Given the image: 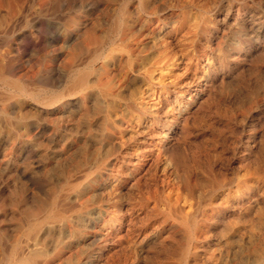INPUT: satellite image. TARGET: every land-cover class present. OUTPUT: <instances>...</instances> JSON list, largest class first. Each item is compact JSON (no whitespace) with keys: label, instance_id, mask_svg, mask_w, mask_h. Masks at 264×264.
Returning <instances> with one entry per match:
<instances>
[{"label":"rangeland","instance_id":"rangeland-1","mask_svg":"<svg viewBox=\"0 0 264 264\" xmlns=\"http://www.w3.org/2000/svg\"><path fill=\"white\" fill-rule=\"evenodd\" d=\"M12 1L11 0H0V18H1V15H4L6 8H8V7L16 8L23 2L20 5L22 7L21 8L22 15H21V17H19L18 21L16 22L17 27L15 24L12 27H10L9 31L7 30L4 34L0 35V43H2V44H0V68H2V69H0V76L3 78L2 81L6 80V79L16 78V76H18V77L22 78V81L24 83H26L29 88L31 87L30 89H32L35 93H39L38 98H47V97L55 95V94H61L63 96L60 97L57 101H55L53 103L54 106L52 104L48 105V108H46L47 106H44L43 104L36 102L33 99H30V98L28 99V97L13 98L11 100V103L13 104V106L15 108L16 107L18 108L20 106L19 108H21V111L24 108V110L22 112H19L22 115V118L20 120H12L13 122L18 121V123L20 121L16 130H18V131L20 130V133L23 134L22 136L24 138H23V140H9L8 136H6L4 134L0 135V156L2 157V158H0L1 159L0 160V264H17V261H15L16 255L12 253L13 246L15 244H17L18 247L20 248V247H23V245H24L23 248H26L27 244H30L31 242L34 241L33 239H36V244L39 245L40 247L35 246L36 245L35 244V245H32V247L29 249L30 252L27 251L26 249H24V252H25V255L27 256L26 258L31 260V261L34 260L33 262L35 264H38V263L43 264L45 261L46 262L44 264H50L51 262H52L51 264H59L61 261V256H62V261L64 260L63 263L61 261V264H76V263L81 264L80 262H76L74 260L73 255H77V254L81 255L83 253V251L85 249V244L83 245L80 243L85 242L84 237H85V232H86L87 221L89 220V215L93 216L97 212H100V216L97 215V218L93 216V219H95L96 228L98 226V228L96 230L97 231L96 236L101 237V239L103 240V238H102L103 234L102 233H105L106 231H108V234L110 233V235H111V236L107 237V241L104 244V247H105L104 253L108 257L110 256L113 260L117 259L119 256H122L123 259L125 260V262L127 264L128 263L130 264L129 260L131 261V251L134 248L131 241L132 240L137 241L139 238L140 239L142 238L141 237L142 235L146 234V238L144 237L145 239H144L143 247L144 248L147 247L146 246L147 240L149 241L148 237L153 236V234L157 231L156 228L155 229L153 228L154 223L157 219L162 218L163 215H161V214L165 210L166 203L168 200H171L174 198L175 195L173 192L176 191V189H179V191L181 193H185L188 190H192L191 188H194L195 191L192 192L191 195L189 193L188 202L191 203V205L195 204L196 206L197 205L202 206L209 199V197H210L209 195L212 194L211 192L213 191V189H215L214 188L215 187V184H214L215 178H216V180L230 181L231 184L229 187H230V189L233 190L235 185H236V181L239 178H241L243 176H248V175L254 173L255 171L260 172L263 170V168H264V160H263L264 155L262 153H264V139H263L264 138V104H263L264 103V101H263L264 100V96H263L264 95V93H263V91H264V70H263L264 69V55H263L264 54V50H263L264 49V32H263L264 31V22H263V20H264V16H263V14H264V0H262V1L261 0H257V1L256 0L255 1L254 0H225V1L224 0H200L201 1V2L199 1L200 3L198 2V0H195V2H194V0L193 1L192 0H171V1L170 0H153V1L152 0H123V1L122 0H114V1L113 0H110V1L109 0H46V1L45 0H29V1L28 0H23V1L17 0L18 2L16 0H12ZM20 1H21V3H20ZM142 1L144 3H142ZM10 2H12V3H10ZM189 2L191 5L189 4ZM24 3H26L25 8L23 7ZM153 3H155V4H153ZM205 3L207 4V6H205L206 5ZM13 4H14V6H13ZM145 4H147V5H145ZM163 4H165V5H163ZM99 5L102 7H99ZM104 5H105V7H103ZM240 5H241V7H239ZM33 6H35V7L33 8ZM107 6H108V8H107ZM148 6H149V8H148ZM151 6H153V7H151ZM195 6H197V8ZM198 6H200V7H198ZM97 7H99V8L97 9ZM146 7L148 10L146 9ZM232 7H233L234 11L232 10ZM155 8L157 9V12H156ZM202 8H204V9L202 10ZM30 9L31 10L35 9V10H34V12H32ZM94 9H97V10L95 11ZM255 9L258 11L256 12ZM165 10H167V11H165ZM204 10H206V11H204ZM106 11H108V12H106ZM132 14H133V16H132ZM199 14H201V15H199ZM233 15H235V16H233ZM209 16H212V17L209 18ZM21 18H22L23 22L21 21ZM92 19H95L97 22L95 20H92ZM163 19H164V21H163ZM220 19H224V20H220ZM252 19L256 23H253ZM256 19H258V20H256ZM88 22H90V23H88ZM64 23H66V24H64ZM164 23H166V24H164ZM247 23H248V25H247ZM188 24H189V26H188ZM255 24H257V26ZM33 25L35 26V28ZM61 25H63V26H61ZM139 26H141V27L139 28ZM231 26L233 28H231ZM32 27H33V30H32ZM97 27H99V28H97ZM235 27L239 28V30ZM253 27H254V30H253ZM14 28H16V29H14ZM18 28H19V31H17ZM124 28L127 31L129 30L130 36H131L130 38H133V40H131L130 38H128L125 35V33L127 31ZM190 28H192V29H190ZM144 29H146V30H144ZM222 29L224 32L222 31ZM231 29H232V31H231ZM240 29H241V31H240ZM244 29H245V31H244ZM132 30H133V33H131ZM90 31L92 34L90 33ZM134 31H135L136 35H135ZM121 32L124 34H119ZM129 32H127V33H129ZM142 32L143 33L145 32V33L143 34ZM199 33H201V34H199ZM228 33L231 34V36L228 35ZM156 34H157V36H156ZM160 34L162 35V38H161ZM192 34H194V35H192ZM36 35H38V36H36ZM93 35H95L96 37ZM188 35H189V37H188ZM235 35H236V38H235ZM97 36H98V38H97ZM142 36L145 38H143ZM14 37H16V38H14ZM20 37H21V39H20ZM23 37H25V38H23ZM58 37H60V38H58ZM186 37H187V39H185ZM237 37H238V39H237ZM40 38H41V40H40ZM117 38H119V39H117ZM179 38H181V39H179ZM189 39H192V40H189ZM206 39H208L209 41ZM213 39H215L214 42H213ZM218 39L220 41H218ZM162 40H164V42ZM188 40H189V42H187ZM226 40L229 43L226 42V45H225ZM128 41L130 44L128 43ZM29 42H30V44H29ZM70 42H71V44H70ZM78 42H79L80 46L76 45V47H75V45L73 43L78 44ZM136 42H138V43H136ZM144 42H146V43L144 44ZM167 42H168V46H167ZM193 42H195V43H193ZM163 43H164V45H163ZM172 43H173V45H171ZM16 44H17V46H16ZM212 44H213V46H212ZM68 45H70V46H68ZM157 45L162 46V47H158ZM83 47L85 48V50ZM93 47H94V49H93ZM223 47H224V49H222ZM66 48H67V50H66ZM96 48H98V49H96ZM172 48L175 49L176 52H175V50H172ZM214 48L217 49L216 50L217 52H215V50L213 51ZM10 49H11V51H10ZM156 49H157V51H156ZM1 50L4 51V53ZM75 50H76V52H75ZM130 51H131V53H130ZM207 51H208V53H207ZM77 52H79V53H77ZM139 52H141V53H139ZM150 52L153 54V57L151 56L152 54ZM253 52H254V54H253ZM175 53H176V55L177 54L178 55L176 56ZM184 53H185V56H184ZM203 53H204V55H203ZM224 53L226 56L224 55ZM96 54H97V57L95 56ZM172 54L175 56V58H172V56H173ZM137 55H139V56H137ZM198 55L200 56V59L198 58L199 57ZM94 56H95V60H93ZM258 56H261V57H259L260 59L257 58ZM71 57H72V59H71ZM214 57L216 60L214 59ZM254 57H256V58H254ZM140 58L143 60V62H142V60L140 61ZM154 58H156V60ZM170 58H171V60H169ZM177 58L179 59V62H178ZM236 58H238V59H236ZM255 59H257L256 63H254ZM98 60H99V62H98ZM129 60L131 61V67L129 65ZM247 60H250V61L247 62ZM164 61H167V62L164 63ZM64 62L65 63L68 62V63L65 64ZM121 62H123V64H121ZM149 62H151V63H149ZM9 63H11V64H9ZM250 63H252V64H250ZM261 63H262V65H260ZM152 64H155V65L158 64L160 66L156 65V67H155V65L153 66ZM207 64H208V66H207ZM253 64H254V66L252 67ZM124 65H125V67H124ZM165 65H166V67H165ZM175 65H178V66L176 67ZM203 65H204V67H203ZM255 65L258 66V68ZM171 66L172 67L174 66V67L169 69V67H171ZM86 67L90 68V74H89V78H88L89 79L88 83L89 82L90 83L88 84V86L85 89L80 90L78 92H75V91L74 92H67V91H65V89H67V87L71 84V81H72L70 78L71 73L73 72L75 74L77 71L81 70V68L83 69ZM126 67L128 68L127 70H126ZM132 67H133V69H132ZM163 67L166 69H163ZM167 67H168V69H167ZM206 67H207V69H206ZM243 67L246 70H243ZM249 67H251V68H249ZM159 68H161L162 71H160ZM204 68H205V70H204ZM140 69H142V70H140ZM97 70H99L100 72L98 73ZM92 71H94V72H92ZM104 71H106V72H104ZM146 71L149 72V74ZM183 71H185L186 73ZM253 71L256 73V76H255V73ZM107 72H108V74H107ZM203 72H205V73L201 74ZM240 72L241 73L243 72V73L240 74ZM94 73H96V74L94 75ZM125 73H126V75H125ZM235 73H237V74H235ZM186 74H188V75H186ZM113 75H114V77H113ZM162 75H165V76H162ZM236 75H238V76H236ZM244 75H246V77ZM31 76H33V77H31ZM119 76H121V77H119ZM188 77H189V79H188ZM110 78H112V79H110ZM196 78H198V80ZM212 78H213V80H212ZM248 78L249 79L252 78L253 80L251 79L252 81L250 80L251 81L250 82L248 80ZM141 79H142V81H141ZM194 79H195V81H194ZM246 79L249 83L246 81ZM219 80H220V82H219ZM97 83H98V85H97ZM175 83H181V84H175ZM240 83L242 86L240 85ZM149 85H150V87L151 86H153V87L150 88ZM161 85L163 88L161 87ZM130 86H131V88H130ZM136 86H138V89L136 88ZM245 86H248L249 89L246 88ZM234 88H236V90ZM43 89H45V90H43ZM135 90L138 91L137 92L138 94L135 93L136 92ZM139 90L141 93L139 92ZM150 90L153 91L154 95L148 97V93ZM202 90H204V91H202ZM233 90H235V91H233ZM3 91H6V87L3 85V82H0V93H2ZM190 92H192V93H190ZM68 93H70V94H68ZM133 93L137 94L138 96L134 95ZM146 93H147V96H146ZM174 93H176V94H174ZM188 93H189V96H187ZM246 94H247V96H246ZM82 95H83V97H82ZM129 95H130L131 99H130ZM99 96H100V98H99ZM206 96H208V100L210 99L209 101L207 100ZM220 96H221V98H220ZM247 97H248V99H247ZM74 98H75V100H74ZM203 98H205V99H203ZM217 98L219 100H217ZM15 99H17V100H15ZM18 100H20L21 102ZM151 100H153V101H151ZM192 100H193V102H191ZM202 100H206L207 102L206 101L202 102ZM220 100H221V102H220ZM234 100L236 103L234 102ZM34 101H35V103H34ZM166 101L168 104L166 103ZM22 102H23V105L21 104ZM153 102L156 103V106L154 108H149V105ZM77 103H78V105H77ZM170 103H172V104H170ZM189 103H191V105ZM208 103H210L211 107L209 106ZM250 103L252 104L251 106L249 105ZM141 104H143V105H141ZM187 104H189V105H187ZM213 104L215 107H213ZM25 105H26V107H25ZM61 105H63V106H61ZM166 105H168V106H166ZM208 106H209V108H207ZM29 107L32 109H30ZM38 107H39V109H38ZM185 107H186L187 111H186ZM254 107H255V109H254ZM135 108L137 109L138 112L135 111L136 110ZM138 108L142 109V110L145 109V110H143V113L141 114V113H139ZM250 108H252V109H250ZM26 109H27V111H25ZM218 109H219V111H218ZM114 110H115V112H113ZM146 110H148V111H146ZM155 110L157 112L156 114H155ZM24 111L26 112V115L24 114ZM110 111H111V113H110ZM170 111H172V112L170 113ZM190 111H191V114H190ZM61 112L62 113L64 112V113L62 114ZM119 112L121 114H119ZM135 112H137V113H135ZM19 113H15L16 118L19 115ZM112 113H114V115ZM196 113H197V115L195 117L194 115ZM69 114H71V115H69ZM115 114H117V115H115ZM174 114H177V115H174ZM186 114L190 115V116L188 115L189 118L187 117ZM206 114H208V115H206ZM13 115L14 114H11V113H0V120L2 119V117H12ZM138 115H139L140 119L138 118ZM160 115H162V116H160ZM24 116H26V117H24ZM37 117L40 119H37ZM150 117H151V119H150ZM194 117H195V120H194ZM198 117L200 119H197ZM46 118H47V120H46ZM183 118H184V120H183ZM186 118H188V119H186ZM191 118H192V121H191ZM163 119L165 121H163ZM48 120H50V122ZM181 120H183V121H181ZM185 120L188 124L186 122L184 123ZM250 120H251V122H250ZM148 121H151V122H148ZM190 121L192 124L190 123ZM212 123L214 124V126ZM107 124H108V126H107ZM200 124L202 126H200ZM37 125H38V127H37ZM188 125L191 127H189ZM203 125H204L205 129L203 128ZM45 126H47V127H45ZM117 126H119L118 127L119 129L117 128ZM141 126H142V128H141ZM208 126H209V128H208ZM250 127H251V129H250ZM255 127H256V129H255ZM21 129H23L24 131ZM145 129H147V130H145ZM248 129H250V130H248ZM259 129L261 130V132ZM86 130H87V132H86ZM133 130H135V132ZM201 131H203V133H201ZM225 131H226V133H225ZM151 132H152V134H151ZM211 132H213V133H211ZM25 133H27V134H25ZM126 134H127V136H126ZM130 134H132V135L130 136ZM133 134H135V136ZM215 134H216V137H215ZM257 134L259 137L257 136ZM121 136L122 137L125 136V137H123V140H122ZM154 136H155V138H154ZM210 136L212 137V140H210L211 139ZM26 138H28V139H26ZM106 138H108V139H106ZM245 138H246V140H245ZM99 139H100V142H99ZM116 139H118V140H116ZM119 139H120V141H119ZM136 141H138V142H136ZM27 142H29V143H27ZM11 143H13V144H11ZM143 143H144V145H142ZM173 143H175L176 145ZM234 144H235V146L236 145L237 146L234 147ZM245 144H246V146H245ZM258 144H259V146H258ZM261 144L263 145V148L261 147ZM128 145H130V146H128ZM204 145H205V147H203ZM214 145H216V146H214ZM141 146H143V147H141ZM153 146H156V147L153 148ZM174 146H175V148H174ZM155 148H156V150H155ZM226 148H227V150H226ZM232 148H233V150H232ZM11 149H12V151H11ZM121 150L123 153L121 152ZM199 150H200V152H199ZM206 150H207V152H206ZM222 150H223V152H222ZM146 151L148 154L146 153ZM196 151H197V154L199 152V155L201 157L202 156L203 157L201 158L199 155L197 156ZM250 151H252V153ZM208 152H210V153H208ZM6 154L8 156H6ZM169 154L171 156L173 155L172 156L173 158L169 157L170 156ZM193 154L196 156H192ZM224 154L227 156H225ZM221 155H224V156H221ZM245 155H246V157H245ZM252 155H253V157H252ZM216 156H217V158H216ZM241 156H243V157H241ZM3 157L5 159H3ZM116 157H118V158H116ZM123 157L124 158L126 157V158L124 159ZM195 157H196V159H195ZM213 157H214V159H213ZM190 158H192L193 160L192 159L190 160ZM117 159H118V161L119 160H121V161L118 162ZM160 159H161V161H160ZM255 159L258 161L256 162ZM166 160H169V161H166ZM224 160L226 162H224ZM211 161L212 162L214 161L213 165H212ZM196 162H197V164H195ZM148 163H149V165H148ZM156 163H157V165H156ZM135 164L138 166H136ZM186 164L188 166H186ZM226 164H228L229 167ZM133 165H134V167H133ZM90 166H92L93 168ZM139 166H141V167H139ZM226 166L228 169L226 168ZM232 166H234V167H232ZM250 166L252 167V169ZM113 167H115V168H113ZM125 167H126V169H125ZM148 167L150 168V171H149ZM86 168H88V169H86ZM146 168H148L147 171H146ZM176 168H177V171H176ZM197 168H199V169H197ZM254 168H255V170H253ZM144 169H145V173H143ZM170 169H171V171H170ZM182 170H184V171H182ZM202 171L204 174L202 173ZM147 172H149V176H148ZM182 172L184 175L182 174ZM191 172H193V174ZM221 172L223 173V175ZM169 173H170V175H169ZM185 173H186V175H185ZM213 173H215V176H213L214 175ZM4 174H5V176H3ZM100 174H101V176H100ZM219 174L221 176H219ZM81 175H82V177H80ZM111 176H112V178H111ZM147 176L150 177L149 178V181L151 180L150 182H148ZM159 176H161V177H159ZM126 178H128V180ZM138 178H140V179L143 178V180L139 179V181H138L137 180ZM167 178L168 179L170 178V179L168 180ZM76 179H78V180H76ZM105 179H106V181H105ZM161 179L163 180L162 183L160 182ZM124 180H126V182ZM191 180L193 181L194 186H193V183L191 182ZM201 180L203 182H201ZM199 181H200V183H198ZM84 182H86V183H84ZM174 182H176V183H174ZM177 182H178V184H177ZM144 183H145V187H144ZM149 183H151V184L153 183L152 184L153 186ZM172 183H174L176 188L173 186ZM201 183L203 184V185H201V187L203 189L199 186V184H201ZM211 183H213V184L211 185ZM112 184L113 185L115 184L114 187H112L113 186ZM160 184H161V186H160ZM206 184H207V186H206ZM107 186H109V187H107ZM146 186H148V187H146ZM83 187H84V190H83L84 193L81 192ZM126 187L127 188L129 187V189H127ZM140 187H141V189H140ZM150 187H152V188H150ZM198 187L201 188L202 190H200ZM164 188H165V190H164ZM169 188H170V190H168ZM171 188H174V190L173 189L171 190ZM116 189H118V190H116ZM130 189L133 192L130 191ZM151 189L154 191L155 194H153ZM204 189L205 190L207 189V190L205 191ZM208 190H209V192H208ZM147 191H149V192L147 193ZM158 191H159V193H158ZM199 191H202V192H199ZM79 192H81V193H79ZM156 192L158 194H156ZM196 192H197V195L201 193L202 196L198 195V197H197ZM104 193H106L107 195ZM127 194H129V196ZM147 194H148L149 198L147 197ZM170 194H171V196H170ZM76 195L78 196L77 198H75ZM80 195H81V197H80ZM199 196L201 197L200 199H199ZM72 197H73V199H72ZM102 197H103V199H102ZM125 197L128 199H125ZM191 197H192V200H191ZM80 198H81V200H80ZM84 198H86V199H84ZM71 199H72V201H70ZM125 200H126V202H125ZM195 200H197V202ZM133 201H137V202H133ZM152 202L154 205L152 204ZM111 204H113L112 205L113 207H111ZM36 205H38L37 206L38 208H35ZM131 205H133V208ZM195 205H193V206L196 207ZM96 206H97V208H96ZM147 206H149V207H147ZM34 208H35V210H34ZM66 208H68V209H66ZM103 209L105 212L103 211ZM155 209H156V211H155ZM32 210L36 212V215L38 217H36V215H34L35 212H33L34 214L32 213ZM58 211L62 214V217L61 216L60 217H52V214L54 212H58ZM86 212H88V214ZM48 214H50V215H48ZM144 214H146L148 216L145 217L146 215L143 216ZM77 215L79 218L77 217ZM121 216H123V217H121ZM120 217H121V219H120ZM140 217H142V218H140ZM149 217H151L150 220L148 219ZM146 218H147V220H145ZM114 219L118 220V221L113 223ZM137 219H139L138 223H137ZM64 221H67L68 223L67 222L65 223ZM74 222H76V223H74ZM140 222H143V224H141ZM56 224H58V225H56ZM113 224H114V226H113ZM131 224H132V226H130ZM133 224L135 227L133 226ZM54 225H56V226H54ZM142 225H144V226H142ZM20 226H21V228H20ZM78 226H80V227H78ZM136 226H138V227H136ZM44 227H46V228H44ZM40 228H41V230H40ZM139 228H141V230ZM57 229H59V231L62 230L61 231L62 233L59 232ZM39 230L43 231V232L40 233ZM56 230L59 233H57ZM149 230H151V231L147 232ZM209 231H211V233L209 232V234L212 235L213 231L211 229ZM71 232H72V234H71ZM98 232H99V235H98ZM115 232L119 233V234H123L124 239H122L121 243H120V244H122V248L115 247L113 249V247H112L116 243V239H114V235L116 234ZM18 233H19V235H18ZM125 233L127 234V236ZM40 234H41V236H40ZM61 234L64 236H61ZM78 234H80V235H78ZM58 235H60V236H58ZM53 237H54V240H53ZM72 237L74 238V240ZM14 238L16 241L14 240ZM37 238H38V240H37ZM40 238H42V239H40ZM112 238H113V240H112ZM24 241H26L25 242L26 244L24 243ZM37 241H38V243H37ZM128 242H130L129 246H128ZM77 245H79V246H77ZM81 245H82V247H81ZM123 245H124V247H123ZM125 247H127V248H125ZM128 248L130 249L129 252H128ZM31 250L32 251L35 250V253H34V251L32 252ZM56 250H57V252H56ZM74 250L76 253L74 252ZM112 250H113V252L111 253ZM123 250L125 252H123ZM115 252H117L116 254L118 255L116 257H115ZM47 254H48V256H47ZM66 254H68L69 256ZM124 255L126 257H124ZM13 257H14V259H13ZM41 260H42V262H41ZM65 260L67 261V263ZM8 262H10V263H8Z\"/></svg>","mask_w":264,"mask_h":264},{"label":"bare ground","instance_id":"bare-ground-1","mask_svg":"<svg viewBox=\"0 0 264 264\" xmlns=\"http://www.w3.org/2000/svg\"><path fill=\"white\" fill-rule=\"evenodd\" d=\"M12 1V0H11ZM17 1V0H16ZM23 1V0H22ZM29 1V0H28ZM46 1V0H45ZM110 1V0H109ZM114 1V0H113ZM123 1V0H122ZM153 1V0H152ZM171 1V0H170ZM193 1V0H192ZM200 0H198V2H199ZM225 1V0H224ZM255 1V0H254ZM257 1V0H256ZM262 1V0H261ZM13 2V1H12ZM12 2H10V3H12ZM18 2V1H17ZM27 2V1H26ZM98 2V1H97ZM131 2V1H130ZM194 2H195V0H194ZM201 2V1H200ZM199 2V3H200ZM20 3H21V1H20ZM23 3V2H22ZM21 3V4H22ZM38 3V2H37ZM44 3V2H43ZM121 3V2H120ZM127 3V2H126ZM142 3H144L143 1H142ZM165 3V2H164ZM175 3V2H174ZM177 3V2H176ZM214 3V2H213ZM223 3V2H222ZM8 4V3H7ZM20 4V5H21ZM25 4L26 3H24L23 5V7L25 8ZM39 4V3H38ZM153 4H155V3H153ZM189 4H190V2H189ZM206 4V3H205ZM209 4V3H208ZM211 4V3H210ZM226 4V3H225ZM18 6V7H16V8H14V7H8V8H6L5 9V13H4V15H1V18H0V35H2V34H4L7 30L9 31V29H10V27H12L13 25H15L16 24V22L18 21V19H19V17H21V15H22V10H21V6ZM35 5V4H34ZM125 5V4H124ZM145 5H147V4H145ZM150 5V4H149ZM163 5H165V4H163ZM171 5V4H170ZM191 5V4H190ZM203 5V4H202ZM221 5V4H220ZM228 5V4H227ZM13 6H14V4H13ZM78 6V5H77ZM143 6V5H142ZM172 6V5H171ZM170 6V7H171ZM205 6H207V4L205 5ZM204 6V7H205ZM236 6V5H235ZM35 6H33V8H34ZM41 7V6H40ZM99 7H102V6H100L99 5ZM99 7H97V9L99 8ZM103 7H105V5L103 6ZM130 7V6H129ZM151 7H153V6H151ZM150 7V8H151ZM169 7V6H168ZM167 7V8H168ZM196 8H197V6H195ZM198 7H200V6H198ZM218 7V6H217ZM223 7V6H222ZM239 7H241V5L239 6ZM107 8H108V6H107ZM148 8H149V6H148ZM158 8V7H157ZM176 8V7H175ZM187 8V7H186ZM210 8V7H209ZM216 8V7H215ZM228 8V7H227ZM32 9V8H31ZM30 9V10H31ZM88 9V8H87ZM97 9H94L95 11L97 10ZM131 9V8H130ZM146 9H147V7H146ZM145 9V10H146ZM162 9V8H161ZM165 9V8H164ZM204 8H202V10H203ZM213 9V8H212ZM230 9V8H229ZM228 9V10H229ZM250 9V8H249ZM25 10V9H24ZM27 10V9H26ZM34 10L35 9H33V10H31L32 12H34ZM109 10V9H108ZM125 10V9H124ZM133 10V9H132ZM148 10V9H147ZM155 10H156V12H157V9L155 8ZM172 10V9H171ZM186 10V9H185ZM232 10H233V7H232ZM256 10V9H255ZM42 11V10H41ZM128 11V10H127ZM136 11V10H135ZM165 11H167V10H165ZM204 11H206V10H204ZM221 11V10H220ZM234 11V10H233ZM236 11V10H235ZM258 10H256V12H257ZM4 12V11H3ZM2 12V13H3ZM36 12V11H35ZM89 12V11H88ZM106 12H108V11H106ZM114 12V11H113ZM160 12V11H159ZM162 12V11H161ZM172 12V11H171ZM189 12V11H188ZM239 12V11H238ZM254 12V11H253ZM112 13V12H111ZM130 13V12H129ZM138 13V12H137ZM154 13V12H153ZM176 13V12H175ZM215 13V12H214ZM223 13V12H222ZM229 13V12H228ZM233 13V12H232ZM247 13V12H246ZM96 14V13H95ZM108 14V13H107ZM183 14V13H182ZM217 14V13H216ZM241 14V13H240ZM259 14V13H258ZM31 15V14H30ZM97 15V14H96ZM125 15V14H124ZM164 15V14H163ZM179 15V14H178ZM199 15H201V14H199ZM212 15V14H211ZM223 15V14H222ZM257 15V14H256ZM28 16V15H27ZM37 16V15H36ZM35 16V17H36ZM92 16V15H91ZM132 16H133V14H132ZM182 16V15H181ZM190 16V15H189ZM194 16V15H193ZM213 16V15H212ZM212 16H209V18L210 17H212ZM218 16V15H217ZM233 16H235V15H233ZM259 16V15H258ZM261 16V15H260ZM263 16H264V14H263ZM24 17V16H23ZM178 17V16H177ZM185 17V16H184ZM196 17V16H195ZM220 17V16H219ZM227 17V16H226ZM229 17V16H228ZM241 17V16H240ZM257 17V16H256ZM27 18V17H26ZM40 18V17H39ZM146 18V17H145ZM150 18V17H149ZM161 18V17H160ZM225 18V17H224ZM242 18V17H241ZM31 19V18H30ZM33 19V18H32ZM105 19V18H104ZM143 19V18H142ZM154 19V18H153ZM190 19V18H189ZM188 19V20H189ZM212 19V18H211ZM236 19V18H235ZM39 20V19H38ZM88 20V19H87ZM90 20V19H89ZM92 20H95V19H92ZM119 20V19H118ZM123 20V19H122ZM167 20V19H166ZM220 20H224V19H220ZM232 20V19H231ZM234 20V19H233ZM253 20V19H252ZM256 20H258V19H256ZM21 21H22V18H21ZM67 21V20H66ZM96 21V20H95ZM100 21V20H99ZM98 21V22H99ZM103 21V20H102ZM163 21H164V19H163ZM180 21V20H179ZM251 21V20H250ZM23 22V21H22ZM65 22V21H64ZM97 22V21H96ZM95 22V23H96ZM124 22V21H123ZM128 22V21H127ZM188 22V21H187ZM252 22V21H251ZM263 22H264V20H263ZM262 22V23H263ZM88 23H90V22H88ZM129 23V22H128ZM155 23V22H154ZM190 23V22H189ZM207 23V22H206ZM210 23V22H209ZM220 23V22H219ZM228 23V22H227ZM253 23H256L254 20H253ZM34 24V23H33ZM38 24V23H37ZM61 24V23H60ZM64 24H66V23H64ZM125 24V23H124ZM130 24V23H129ZM138 24V23H137ZM164 24H166V23H164ZM169 24V23H168ZM213 24V23H212ZM260 24V23H259ZM22 25V24H21ZM68 25V24H67ZM92 25V24H91ZM159 25V24H158ZM208 25V24H207ZM221 25V24H220ZM235 25V24H234ZM247 25H248V23H247ZM251 25V24H250ZM256 26H257V24H255ZM34 26V25H33ZM61 26H63V25H61ZM65 26V25H64ZM100 26V25H99ZM122 26V25H121ZM126 26V25H125ZM188 26H189V24H188ZM194 26V25H193ZM237 26V25H236ZM241 26V25H240ZM259 26V25H258ZM16 27H17V24H16ZM25 27V26H24ZM38 27V26H37ZM66 27V26H65ZM70 27V26H69ZM90 27V26H89ZM88 27V28H89ZM92 27V26H91ZM102 27V26H101ZM100 27V28H101ZM134 27V26H133ZM141 26H139V28H140ZM163 27V26H162ZM245 27V26H244ZM31 28V27H30ZM34 28H35V26H34ZM47 28V27H46ZM50 28V27H49ZM61 28V27H60ZM97 28H99V27H97ZM168 28V27H167ZM231 28H233L232 26H231ZM235 28H237V27H235ZM14 29H16V28H14ZM13 29V30H14ZM29 29V28H28ZM58 29V28H57ZM64 29V28H63ZM93 29V28H92ZM125 29V28H124ZM142 29V28H141ZM190 29H192V28H190ZM197 29V28H196ZM200 29V28H199ZM212 29V28H211ZM226 29V28H225ZM228 29V28H227ZM238 30H239V28H237ZM32 30H33V27H32ZM61 30V29H60ZM67 30V29H66ZM79 30V29H78ZM81 30V29H80ZM95 30V29H94ZM104 30V29H103ZM121 30V29H120ZM126 30V29H125ZM137 30V29H136ZM144 30H146V29H144ZM167 30V29H166ZM194 30V29H193ZM253 30H254V27H253ZM17 31H19V28H18V30ZM59 31V30H58ZM68 31V30H67ZM82 31V30H81ZM93 31V30H92ZM96 31V30H95ZM127 31V30H126ZM164 31V30H163ZM195 31V30H194ZM221 31V30H220ZM222 31H223V29H222ZM227 31V30H226ZM231 31H232V29H231ZM240 31H241V29H240ZM244 31H245V29H244ZM98 32V31H97ZM118 32V31H117ZM127 32H129V30L127 31ZM125 33V35L128 37V38H130L131 36H130V32L129 33ZM147 32V31H146ZM196 32V31H195ZM194 32V33H195ZM224 32V31H223ZM254 32V31H253ZM264 32V31H263ZM20 33V32H19ZM85 33V32H84ZM90 33H91V31H90ZM131 33H133V30H132V32ZM134 33H135V31H134ZM143 33V32H142ZM141 33V34H142ZM145 33V32H144ZM143 33V34H144ZM148 33V32H147ZM156 33V32H155ZM161 33V32H160ZM191 33V32H190ZM60 34V33H59ZM69 34V33H68ZM92 34V33H91ZM90 34V35H91ZM99 34V33H98ZM103 34V33H102ZM119 34H124V33H119ZM142 34V35H143ZM158 34V33H157ZM157 34H156V36H157ZM199 34H201V33H199ZM16 35V34H15ZM19 35V34H18ZM41 35V34H40ZM76 35V34H75ZM86 35V34H85ZM89 35V34H88ZM104 35V34H103ZM135 35H136V33H135ZM154 35V34H153ZM161 35V34H160ZM192 35H194V34H192ZM219 35V34H218ZM226 35V34H225ZM228 35H230L231 36V34H229L228 33ZM254 35V34H253ZM36 36H38V35H36ZM62 36V35H61ZM73 36V35H72ZM87 36V35H86ZM93 36H95V35H93ZM122 36V35H121ZM176 36V35H175ZM191 36V35H190ZM3 37V36H2ZM1 37V38H2ZM22 37V36H21ZM21 37H20V39H21ZM40 37V36H39ZM71 37V36H70ZM96 37V36H95ZM101 37V36H100ZM99 37V38H100ZM143 37V36H142ZM177 37V36H176ZM188 37H189V35H188ZM195 37V36H194ZM233 37V36H232ZM253 37V36H252ZM14 38H16V37H14ZM23 38H25V37H23ZM58 38H60V37H58ZM63 38V37H62ZM66 38V37H65ZM97 38H98V36H97ZM96 38V39H97ZM105 38V37H104ZM136 38V37H135ZM143 38H145V37H143ZM142 38V39H143ZM151 38V37H150ZM161 38H162V35H161ZM171 38V37H170ZM184 38V37H183ZM192 38V37H191ZM207 38V37H206ZM220 38V37H219ZM225 38V37H224ZM234 38V37H233ZM235 38H236V35H235ZM244 38V37H243ZM242 38V39H243ZM246 38V37H245ZM254 38V37H253ZM259 38V37H258ZM261 38V37H260ZM18 39V38H17ZM32 39V38H31ZM67 39V38H66ZM72 39V38H71ZM117 39H119V38H117ZM131 40H133V38H130ZM166 39V38H165ZM179 39H181V38H179ZM185 39H187V37L185 38ZM223 39V38H222ZM227 39V38H226ZM237 39H238V37H237ZM255 39V38H254ZM257 39V38H256ZM4 40V39H3ZM40 40H41V38H40ZM102 40V39H101ZM100 40V41H101ZM135 40V39H134ZM138 40V39H137ZM183 40V39H182ZM189 40H192V39H189ZM189 40L187 41V42H189ZM204 40V39H203ZM206 40H208V39H206ZM214 40L215 39H213V42H214ZM29 41V40H28ZM67 41V40H66ZM80 41V40H79ZM163 42H164V40H162ZM161 41V42H162ZM180 41V40H179ZM178 41V42H179ZM184 41V40H183ZM209 41V40H208ZM218 41H220L219 39H218ZM222 41V40H221ZM239 41V40H238ZM255 41V40H254ZM33 42V41H32ZM65 42V41H64ZM114 42V41H113ZM112 42V43H113ZM139 42V41H138ZM138 42H136V43H138ZM174 42V41H173ZM202 42V41H201ZM206 42V41H205ZM212 42V41H211ZM226 42H228L227 40L225 41V45H226ZM115 43V42H114ZM118 43V42H117ZM128 43H129V41H128ZM133 43V42H132ZM146 42H144V44H145ZM193 43H195V42H193ZM229 43V42H228ZM240 43V42H239ZM247 43V42H246ZM0 44H2V43H0ZM29 44H30V42H29ZM69 44V43H68ZM70 44H71V42H70ZM74 45H75V47H76V45L78 46H80V44H79V42H78V44H76V43H73ZM72 44V45H73ZM122 44V43H121ZM124 44V43H123ZM130 44V43H129ZM143 44V43H142ZM162 44V43H161ZM166 44V43H165ZM204 44V43H203ZM220 44V43H219ZM101 45V44H100ZM153 45V44H152ZM163 45H164V43H163ZM171 45H173V43L171 44ZM208 45V44H207ZM217 45V44H216ZM242 45V44H241ZM16 46H17V44H16ZM19 46V45H18ZM30 46V45H29ZM68 46H70V45H68ZM89 46V45H88ZM97 46V45H96ZM109 46V45H108ZM114 46V45H113ZM140 46V45H139ZM158 46V45H157ZM167 46H168V42H167ZM191 46V45H190ZM201 46V45H200ZM212 46H213V44H212ZM211 46V47H212ZM22 47V46H21ZM156 47V46H155ZM158 47H162V46H158ZM165 47V46H164ZM163 47V48H164ZM177 47V46H176ZM189 47V46H188ZM195 47V46H194ZM207 47V46H206ZM244 47V46H243ZM17 48V47H16ZM20 48V47H19ZM84 48V47H83ZM82 48V49H83ZM89 48V47H88ZM145 48V47H144ZM147 48V47H146ZM157 48V47H156ZM170 48V47H169ZM175 48V47H174ZM185 48V47H184ZM210 48V47H209ZM228 48V47H227ZM248 48V47H247ZM74 49V48H73ZM78 49V48H77ZM76 49V50H77ZM90 49V48H89ZM93 49H94V47H93ZM96 49H98V48H96ZM149 49V48H148ZM168 49V48H167ZM222 49H224V47L222 48ZM66 50H67V48H66ZM76 50H75V52H76ZM84 50H85V48H84ZM137 50V49H136ZM151 50V49H150ZM172 50H175V49H173L172 48ZM193 50V49H192ZM200 50V49H199ZM215 50V52H217L216 50L217 49H213V51ZM264 50V49H263ZM2 51V50H1ZM10 51H11V49H10ZM9 51V52H10ZM59 51V50H58ZM88 51V50H87ZM156 51H157V49H156ZM169 51V50H168ZM189 51V50H188ZM244 51V50H243ZM253 51V50H252ZM3 53H4V51H2ZM15 52V51H14ZM86 52V51H85ZM93 52V51H92ZM167 52V51H166ZM170 52V51H169ZM175 52H176V50H175ZM178 52V51H177ZM191 52V51H190ZM189 52V53H190ZM193 52V51H192ZM234 52V51H233ZM258 52V51H257ZM49 53V52H48ZM77 53H79V52H77ZM122 53V52H121ZM130 53H131V51H130ZM139 53H141V52H139ZM138 53V54H139ZM151 53V52H150ZM171 53V52H170ZM187 53V52H186ZM206 53V52H205ZM207 53H208V51H207ZM10 54V53H9ZM99 54V53H98ZM112 54V53H111ZM110 54V55H111ZM137 54V53H136ZM143 54V53H142ZM149 54V53H148ZM152 54V53H151ZM244 54V53H243ZM253 54H254V52H253ZM8 55V54H7ZM60 55V54H59ZM126 55V54H125ZM173 55V54H172ZM175 55H176V53H175ZM178 55V54H177ZM176 55V56H177ZM190 55V54H189ZM203 55H204V53H203ZM224 55H225V53H224ZM257 55V54H256ZM264 55V54H263ZM57 56V55H56ZM96 57H97V54L95 55ZM95 56H94V58H93V60H95ZM102 56V55H101ZM137 56H139V55H137ZM144 56V55H143ZM152 57H153V54L151 55ZM170 56V55H169ZM184 56H185V53H184ZM194 56V55H193ZM196 56V55H195ZM199 56V55H198ZM226 56V55H225ZM233 56V55H232ZM236 56V55H235ZM253 56V55H252ZM251 56V57H252ZM49 57V56H48ZM47 57V58H48ZM69 57V56H68ZM187 57V56H186ZM218 57V56H217ZM224 57V56H223ZM238 57V56H237ZM250 57V56H249ZM259 57H261V56H258L257 58H259ZM18 58V57H17ZM52 58V57H51ZM126 58V57H125ZM138 58V57H137ZM142 58V57H141ZM140 58V61L142 60ZM172 58H175V56L173 55L172 56ZM197 58V57H196ZM199 59H200V56L198 57ZM207 58V57H206ZM213 58V57H212ZM225 58V57H224ZM247 58V57H246ZM254 58H256V57H254ZM49 59V58H48ZM71 59H72V57H71ZM70 59V60H71ZM74 59V58H73ZM155 60H156V58H154ZM178 59V58H177ZM187 59V58H186ZM202 59V58H201ZM210 59V58H209ZM214 59H215V57H214ZM236 59H238V58H236ZM250 59V58H249ZM260 59V58H259ZM30 60V59H29ZM56 60V59H55ZM68 60V59H67ZM92 60V61H93ZM126 60V59H125ZM137 60V59H136ZM153 60V59H152ZM169 60H171V58L169 59ZM176 60V59H175ZM183 60V59H182ZM192 60V59H191ZM207 60V59H206ZM216 60V59H215ZM228 60V59H227ZM254 60V59H253ZM72 61V60H71ZM70 61V62H71ZM91 61V62H92ZM104 61V60H103ZM151 61V60H150ZM209 61V60H208ZM221 61V60H220ZM226 61V60H225ZM248 61H250V60H247V62ZM256 61H257V59H255V61H254V63H256ZM4 62V61H3ZM2 62V63H3ZM98 62H99V60H98ZM134 62V61H133ZM142 62H143V60H142ZM155 62V61H154ZM167 61H164V63H166ZM178 62H179V59H178ZM198 62V61H197ZM6 63V62H5ZM65 63V62H64ZM63 63V64H64ZM68 63V62H67ZM67 63H65V64H67ZM97 63V62H96ZM136 63V62H135ZM148 63V62H147ZM149 63H151V62H149ZM153 63V62H152ZM157 63V62H156ZM163 63V62H162ZM163 63V64H164ZM169 63V62H168ZM209 63V62H208ZM214 63V62H213ZM233 63V62H232ZM239 63V62H238ZM263 63V62H262ZM262 63L260 64V65H262ZM9 64H11V63H9ZM57 64V63H56ZM62 64V63H61ZM93 64V63H92ZM121 64H123V62H121ZM126 64V63H125ZM197 64V63H196ZM210 64V63H209ZM250 64H252V63H250ZM44 65V64H43ZM85 65V64H84ZM129 65H130V67H131V61L129 60ZM143 65V64H142ZM149 65V64H148ZM153 66L155 65V64H152ZM156 65H158V64H156ZM156 65H155V67H156ZM169 65V64H168ZM211 65V64H210ZM247 65V64H246ZM24 66V65H23ZM51 66V65H50ZM49 66V67H50ZM87 66V65H86ZM96 66V65H95ZM112 66V65H111ZM145 66V65H144ZM152 66V67H153ZM158 66H160V65H158ZM176 67L178 66V65H175ZM183 66V65H182ZM207 66H208V64H207ZM254 66V64L252 65V67ZM256 66V65H255ZM62 67V66H61ZM75 67V66H74ZM124 67H125V65H124ZM143 67V66H142ZM151 67V66H150ZM165 67H166V65H165ZM174 67V66H173ZM172 66L171 67H169V69H171V68H173ZM180 67V66H179ZM192 67V66H191ZM203 67H204V65H203ZM257 68H258V66H256ZM255 67V68H256ZM26 68V67H25ZM54 68V67H53ZM64 68V67H63ZM117 68V67H116ZM185 68V67H184ZM187 68V67H186ZM246 68V67H245ZM249 68H251V67H249ZM262 68V67H261ZM260 68V69H261ZM0 69H2V68H0ZM51 69V68H50ZM73 69V68H72ZM80 69V68H79ZM128 68L126 67V70H127ZM132 69H133V67H132ZM148 69V68H147ZM160 69V71H162L161 70V68H159ZM163 69H166V68H164L163 67ZM167 69H168V67H167ZM176 69V68H175ZM200 69V68H199ZM206 69H207V67H206ZM212 69V68H211ZM240 69V68H239ZM242 69V68H241ZM24 70V69H23ZM100 70V69H99ZM99 70H97L98 71V73L100 72ZM111 70V69H110ZM113 70V69H112ZM137 70V69H136ZM140 70H142V69H140ZM186 70V69H185ZM204 70H205V68H204ZM218 70V69H217ZM243 70H246V69H244V67H243ZM264 70V69H263ZM12 71V70H11ZM102 71V70H101ZM133 71V70H132ZM148 71V70H147ZM146 71V72H147ZM164 71V70H163ZM175 71V70H174ZM181 71V70H180ZM199 71V70H198ZM239 71V70H238ZM261 71V70H260ZM6 72V71H5ZM32 72V71H31ZM92 72H94V71H92ZM104 72H106V71H104ZM103 72V73H104ZM116 72V71H115ZM155 72V71H154ZM157 72V71H156ZM167 72V71H166ZM165 72V73H166ZM183 72H185V71H183ZM188 72V71H187ZM211 72V71H210ZM228 72V71H227ZM248 72V71H247ZM246 72V73H247ZM254 72V71H253ZM259 72V71H258ZM262 72V71H261ZM102 73V72H101ZM118 73V72H117ZM148 74H149V72H147ZM146 73V74H147ZM171 73V72H170ZM174 73V72H173ZM178 73V72H177ZM176 73V74H177ZM181 73V72H180ZM186 73V72H185ZM205 72H203V73H201V74H204ZM212 73V72H211ZM217 73V72H216ZM222 73V72H221ZM238 73V72H237ZM237 73H235V74H237ZM243 73V72H242ZM241 72H240V74H242ZM255 73V72H254ZM263 73V72H262ZM56 74V73H55ZM89 74H90V68L89 67H86V68H81V70H79V71H77L75 74L72 72L71 73V75H70V78H71V84L67 87V89H65V91H67V92H78V91H80V90H83V89H85L87 86H88V84L90 83H88V81H89ZM96 73H94V75H95ZM107 74H108V72H107ZM130 74V73H129ZM153 74V73H152ZM169 74V73H168ZM182 74V73H181ZM180 74V75H181ZM189 74V73H188ZM188 74H186V75H188ZM196 74V73H195ZM122 75V74H121ZM125 75H126V73H125ZM135 75V74H134ZM167 75V74H166ZM179 75V74H178ZM177 75V76H178ZM184 75V74H183ZM53 76V75H52ZM57 76V75H56ZM92 76V75H91ZM104 76V75H103ZM102 76V77H103ZM106 76V75H105ZM130 76V75H129ZM157 76V75H156ZM162 76H165V75H162ZM171 76V75H170ZM202 76V75H201ZM219 76V75H218ZM236 76H238V75H236ZM245 77H246V75H244ZM248 76V75H247ZM255 76H256V73H255ZM31 77H33V76H31ZM113 77H114V75H113ZM119 77H121V76H119ZM160 77V76H159ZM168 77V76H167ZM181 77V76H180ZM243 77V76H242ZM37 78V77H36ZM95 78V77H94ZM93 78V79H94ZM126 78V77H125ZM155 78V77H154ZM157 78V77H156ZM169 78V77H168ZM203 78V77H202ZM231 78V77H230ZM92 79V78H91ZM108 79V78H107ZM106 79V80H107ZM110 79H112V78H110ZM118 79V78H117ZM146 79V78H145ZM149 79V78H148ZM147 79V80H148ZM188 79H189V77H188ZM197 80H198V78H196ZM207 79V78H206ZM218 79V78H217ZM233 79V78H232ZM241 79V78H240ZM252 79V78H251ZM251 79H249L248 78V80L250 81ZM3 80V78L0 76V82H3V85L6 87V91H3L2 93H0V113H11V114H14L12 117H2V119L0 120V135H6V136H8V138H9V140H23V134H21L20 133V130L18 131V130H16L17 129V126H18V124L20 123V121H19V123H18V121H12V120H20L21 118H22V115L19 113V112H22L23 110H24V108H23V110L21 111V108H15L14 106H13V104L11 103V100L13 99V98H24V97H28V99L30 98V99H33V100H35L36 102H39V103H41V104H43L44 106H47L46 108H48V105H53V103L55 102V101H57L60 97H62L63 95H61V94H55V95H52V96H49V97H47V98H38V94L39 93H35L32 89H30L28 86H27V84L26 83H24L23 81H22V78L21 77H18V76H16V78H11V79H6V80H4V81H2ZM27 80V79H26ZM122 80V79H121ZM159 80V79H158ZM167 80V79H166ZM165 80V81H166ZM173 80V79H172ZM176 80V79H175ZM174 80V81H175ZM196 80V81H197ZM201 80V79H200ZM212 80H213V78H212ZM231 80V79H230ZM253 80V79H252ZM251 80V81H252ZM258 80V79H257ZM260 80V79H259ZM35 81V80H34ZM117 81V80H116ZM119 81V80H118ZM123 81V80H122ZM121 81V82H122ZM141 81H142V79H141ZM151 81V80H150ZM149 81V82H150ZM153 81V80H152ZM155 81V80H154ZM164 81V80H163ZM169 81V80H168ZM173 81V82H174ZM188 81V80H187ZM194 81H195V79H194ZM225 81V80H224ZM237 81V80H236ZM246 81H247V79H246ZM250 81V82H251ZM96 82V81H95ZM113 82V81H112ZM126 82V81H125ZM178 82V81H177ZM201 82V81H200ZM207 82V81H206ZM218 82V81H217ZM219 82H220V80H219ZM234 82V81H233ZM238 82V81H237ZM248 82V81H247ZM256 82V81H255ZM39 83V82H38ZM37 83V84H38ZM65 83V82H64ZM94 83V82H93ZM102 83V82H101ZM114 83V82H113ZM168 83V82H167ZM195 83V82H194ZM205 83V82H204ZM249 83V82H248ZM30 84V83H29ZM35 84V83H34ZM104 84V83H103ZM120 84V83H119ZM128 84V83H127ZM150 84V83H149ZM162 84V83H161ZM175 84H181V83H175ZM234 84V83H233ZM243 84V83H242ZM33 85V84H32ZM97 85H98V83H97ZM147 85V84H146ZM155 85V84H154ZM159 85V84H158ZM164 85V84H163ZM169 85V84H168ZM199 85V84H198ZM240 85H241V83H240ZM255 85V84H254ZM167 86V85H166ZM194 86V85H193ZM215 86V85H214ZM242 86V85H241ZM252 86V85H251ZM258 86V85H257ZM93 87V86H92ZM146 87V86H145ZM149 87H150V85H149ZM151 87H153V86H151ZM150 87V88H151ZM161 87H162V85H161ZM169 87V86H168ZM176 87V86H175ZM202 87V86H201ZM211 87V86H210ZM235 87V86H234ZM246 88H248V86H245ZM253 87V86H252ZM33 88V87H32ZM36 88V87H35ZM117 88V87H116ZM126 88V87H125ZM130 88H131V86H130ZM136 88L138 89V86H136ZM163 88V87H162ZM190 88V87H189ZM245 88V89H246ZM54 89V88H53ZM118 89V88H117ZM116 89V90H117ZM155 89V88H154ZM170 89V88H169ZM197 89V88H196ZM210 89V88H209ZM235 90H236V88H234ZM243 89V88H242ZM249 89V88H248ZM43 90H45V89H43ZM129 90V89H128ZM159 90V89H158ZM161 90V89H160ZM217 90V89H216ZM235 90H233V91H235ZM241 90V89H240ZM48 91V90H47ZM57 91V90H56ZM64 91V92H65ZM124 91V90H123ZM126 91V90H125ZM136 91V90H135ZM165 91V90H164ZM189 91V90H188ZM196 91V90H195ZM202 91H204V90H202ZM232 91V92H233ZM247 91V90H246ZM251 91V90H250ZM254 91V90H253ZM263 91V90H262ZM115 92V91H114ZM113 92V93H114ZM134 92V91H133ZM138 91H136L135 93H137ZM139 92H140V90H139ZM248 92V91H247ZM246 92V93H247ZM261 92V91H260ZM259 92V93H260ZM42 93V92H41ZM98 93V92H97ZM118 93V92H117ZM116 93V94H117ZM132 93V92H131ZM141 93V92H140ZM182 93V92H181ZM190 93H192V92H190ZM198 93V92H197ZM210 93V92H209ZM229 93V92H228ZM250 93V92H249ZM256 93V92H255ZM263 93H264V91H263ZM46 94V93H45ZM52 94V93H51ZM54 94V93H53ZM68 94H70V93H68ZM83 94V93H82ZM99 94V93H98ZM97 94V95H98ZM128 94V93H127ZM134 94V93H133ZM132 94V95H133ZM138 94V93H137ZM137 94H134V95H137ZM168 94V93H167ZM173 94V93H172ZM171 94V95H172ZM174 94H176V93H174ZM218 94V93H217ZM233 94V93H232ZM152 95H154V93H153V91L152 90H150L149 91V93H148V97L149 96H152ZM208 95V94H207ZM241 95V94H240ZM117 96V95H116ZM138 96V95H137ZM144 96V95H143ZM146 96H147V93H146ZM177 96V95H176ZM187 96H189V93H188V95ZM195 96V95H194ZM214 96V95H213ZM222 96V95H221ZM221 96H220V98H221ZM231 96V95H230ZM242 96V95H241ZM246 96H247V94H246ZM245 96V97H246ZM264 96V95H263ZM82 97H83V95H82ZM124 97V96H123ZM129 97H130V95H129ZM166 97V96H165ZM178 97V96H177ZM186 97V96H185ZM233 97V96H232ZM231 97V98H232ZM243 97V96H242ZM99 98H100V96H99ZM98 98V99H99ZM110 98V97H109ZM108 98V99H109ZM144 98V97H143ZM154 98V97H153ZM206 98H207V100H208V96H206ZM210 98V97H209ZM230 98V97H229ZM244 98V97H243ZM70 99V98H69ZM130 99H131V97H130ZM146 99V98H145ZM148 99V98H147ZM151 99V98H150ZM190 99V98H189ZM203 99H205V98H203ZM247 99H248V97H247ZM15 100H17V99H15ZM67 100V99H66ZM74 100H75V98H74ZM114 100V99H113ZM141 100V99H140ZM156 100V99H155ZM173 100V99H172ZM210 100V99H209ZM208 100V101H209ZM217 100H219L218 98H217ZM228 100V99H227ZM226 100V101H227ZM18 101H20V100H18ZM23 101V100H22ZM35 101H34V103H35ZM105 101V100H104ZM108 101V100H107ZM132 101V100H131ZM135 101V100H134ZM143 101V100H142ZM147 101V100H146ZM151 101H153V100H151ZM159 101V100H158ZM184 101V100H183ZM187 101V100H186ZM198 101V100H197ZM204 101H206V100H202V102H204ZM231 101V100H230ZM237 101V100H236ZM251 101V100H250ZM262 101V100H261ZM264 101V100H263ZM21 102V101H20ZM74 102V101H73ZM111 102V101H110ZM115 102V101H114ZM124 102V101H123ZM140 102V101H139ZM145 102V101H144ZM177 102V101H176ZM179 102V101H178ZM191 102H193V100L191 101ZM207 102V101H206ZM220 102H221V100H220ZM234 102H235V100H234ZM233 102V103H234ZM239 102V101H238ZM105 103V102H104ZM149 103V102H148ZM166 103H167V101H166ZM184 103V102H183ZM219 103V102H218ZM236 103V102H235ZM234 103V104H235ZM22 105H23V102L21 103ZM139 104V103H138ZM168 104V103H167ZM170 104H172V103H170ZM185 104V103H184ZM190 105H191V103H189ZM189 104H187V105H189ZM209 104V106L211 107V105H210V103H208ZM222 104V103H221ZM262 104V103H261ZM260 104V105H261ZM264 104V103H263ZM77 105H78V103H77ZM112 105V104H111ZM124 105V104H123ZM141 105H143V104H141ZM174 105V104H173ZM186 105V104H185ZM206 105V104H205ZM216 105V104H215ZM218 105V104H217ZM220 105V104H219ZM233 105V104H232ZM250 106L252 105L251 103L249 104ZM41 106V105H40ZM54 106V105H53ZM61 106H63V105H61ZM65 106V105H64ZM69 106V105H68ZM74 106V105H73ZM125 106V105H124ZM156 106V103L155 102H153V103H151L150 105H149V108H154ZM166 106H168V105H166ZM209 106L207 107V108H209ZM249 106V107H250ZM255 106V105H254ZM25 107H26V105H25ZM35 107V106H34ZM33 107V108H34ZM78 107V106H77ZM113 107V106H112ZM116 107V106H115ZM201 107V106H200ZM213 107H215L214 106V104H213ZM28 108V107H27ZM30 108V107H29ZM121 108V107H120ZM124 108V107H123ZM122 108V109H123ZM158 108V107H157ZM189 108V107H188ZM206 108V107H205ZM253 108V107H252ZM252 108H250V109H252ZM30 109H32V108H30ZM29 109V110H30ZM38 109H39V107H38ZM136 109V108H135ZM134 109V110H135ZM165 109V108H164ZM167 109V108H166ZM176 109V108H175ZM178 109V108H177ZM185 109H186V107H185ZM254 109H255V107H254ZM35 110V109H34ZM128 110V109H127ZM131 110V109H130ZM138 110H139V113H143V110H145V109H139L138 108ZM152 110V109H151ZM184 110V109H183ZM208 110V109H207ZM206 110V111H207ZM25 111H27V109L25 110ZM24 111V114L26 115V112ZM31 111V110H30ZM48 111V110H47ZM52 111V110H51ZM126 111V110H125ZM135 111H137V109L135 110ZM146 111H148V110H146ZM165 111V110H164ZM173 111V110H172ZM172 111H170V113L172 112ZM182 111V110H181ZM186 111H187V109H186ZM202 111V110H201ZM211 111V110H210ZM218 111H219V109H218ZM60 112V111H59ZM113 112H115V110L113 111ZM118 112V111H117ZM138 112V111H137ZM137 112H135V113H137ZM189 112V111H188ZM209 112V111H208ZM216 112V111H215ZM15 113H19V115L17 116V118H16V116H15ZM62 113V112H61ZM64 113V112H63ZM62 113V114H63ZM110 113H111V111H110ZM157 112H156V110H155V114H156ZM186 113V112H185ZM204 113V112H203ZM253 113V112H252ZM257 113V112H256ZM261 113V112H260ZM31 114V113H30ZM59 114V113H58ZM113 115H114V113H112ZM119 114H121L120 112H119ZM190 114H191V111H190ZM211 114V113H210ZM214 114V113H213ZM212 114V115H213ZM28 115V114H27ZM32 115V114H31ZM69 115H71V114H69ZM68 115V116H69ZM115 115H117V114H115ZM159 115V114H158ZM170 115V114H169ZM174 115H177V114H174ZM180 115V114H179ZM185 115V114H184ZM187 115V114H186ZM189 115V114H188ZM188 115H187V117H188ZM194 115V114H193ZM196 115H197V113L194 115L195 117H196ZM206 115H208V114H206ZM52 116V115H51ZM110 116V115H109ZM108 116V117H109ZM112 116V115H111ZM136 116V115H135ZM144 116V115H143ZM147 116V115H146ZM160 116H162V115H160ZM190 116V115H189ZM254 116V115H253ZM24 117H26V116H24ZM41 117V116H40ZM47 117V116H46ZM54 117V116H53ZM117 117V116H116ZM133 117V116H132ZM177 117V116H176ZM183 117V116H182ZM186 117V116H185ZM195 117H194V120H195ZM247 117V116H246ZM257 117V116H256ZM36 118V117H35ZM121 118V117H120ZM124 118V117H123ZM138 118H139V115H138ZM142 118V117H141ZM154 118V117H153ZM157 118V117H156ZM155 118V119H156ZM180 118V117H179ZM189 118V117H188ZM188 118H186V119H188ZM208 118V117H207ZM206 118V119H207ZM213 118V117H212ZM37 119H40V118H38L37 117ZM140 119V118H139ZM145 119V118H144ZM148 119V118H147ZM150 119H151V117H150ZM161 119V118H160ZM165 119V118H164ZM163 119V121H165ZM178 119V118H177ZM197 119H200L199 117L197 118ZM216 119V118H215ZM214 119V120H215ZM220 119V118H219ZM256 119V118H255ZM46 120H47V118H46ZM119 120V119H118ZM159 120V119H158ZM173 120V119H172ZM183 120H184V118H183ZM183 120H181V121H183ZM49 122H50V120H48ZM143 121V120H142ZM145 121V120H144ZM162 121V120H161ZM191 121H192V118H191ZM191 121H190V123H191ZM202 121V120H201ZM213 121V120H212ZM230 121V120H229ZM85 122V121H84ZM134 122V121H133ZM136 122V121H135ZM148 122H151V121H148ZM155 122V121H154ZM159 122V121H158ZM175 122V121H174ZM186 122V120L184 121V123ZM195 122V121H194ZM204 122V121H203ZM208 122V121H207ZM250 122H251V120H250ZM260 122V121H259ZM22 123V122H21ZM140 123V122H139ZM183 123V122H182ZM187 123V122H186ZM205 123V122H204ZM53 124V123H52ZM113 124V123H112ZM145 124V123H144ZM169 124V123H168ZM177 124V123H176ZM188 124V123H187ZM192 124V123H191ZM190 124V125H191ZM203 124V123H202ZM206 124V123H205ZM209 124V123H208ZM213 124V123H212ZM259 124V123H258ZM257 124V125H258ZM46 125V124H45ZM194 125V124H193ZM196 125V124H195ZM207 125V124H206ZM217 125V124H216ZM215 125V126H216ZM227 125V124H226ZM229 125V124H228ZM251 125V124H250ZM43 126V125H42ZM51 126V125H50ZM107 126H108V124H107ZM144 126V125H143ZM155 126V125H154ZM189 126V125H188ZM200 126H202L201 124H200ZM213 126H214V124H213ZM37 127H38V125H37ZM36 127V128H37ZM45 127H47V126H45ZM78 127V126H77ZM113 127V126H112ZM119 126H117V128H118ZM145 127V126H144ZM148 127V126H147ZM189 127H191V126H189ZM193 127V126H192ZM212 127V126H211ZM210 127V128H211ZM217 127V126H216ZM226 127V126H225ZM228 127V126H227ZM260 127V126H259ZM263 127V126H262ZM261 127V128H262ZM35 128V127H34ZM115 128V127H114ZM141 128H142V126H141ZM196 128V127H195ZM203 128H204V125H203ZM208 128H209V126H208ZM260 128V129H261ZM108 129V128H107ZM110 129V128H109ZM119 129V128H118ZM159 129V128H158ZM166 129V128H165ZM205 129V128H204ZM212 129V128H211ZM210 129V130H211ZM215 129V128H214ZM250 129H251V127H250ZM250 129H248V130H250ZM255 129H256V127H255ZM258 129V128H257ZM259 129V130H260ZM21 130H23V129H21ZM34 130V129H33ZM112 130V129H111ZM143 130V129H142ZM145 130H147V129H145ZM151 130V129H150ZM149 130V131H150ZM217 130V129H216ZM24 131V130H23ZM38 131V130H37ZM36 131V132H37ZM134 132H135V130H133ZM141 131V130H140ZM158 131V130H157ZM214 131V130H213ZM35 132V133H36ZM59 132V131H58ZM63 132V131H62ZM82 132V131H81ZM86 132H87V130H86ZM110 132V131H109ZM132 132V131H131ZM148 132V131H147ZM168 132V131H167ZM199 132V131H198ZM217 132V131H216ZM260 132H261V130H260ZM146 133V132H145ZM156 133V132H155ZM158 133V132H157ZM165 133V132H164ZM188 133V132H187ZM201 133H203V131H201ZM211 133H213V132H211ZM225 133H226V131H225ZM248 133V132H247ZM246 133V134H247ZM250 133V132H249ZM25 134H27V133H25ZM40 134V133H39ZM43 134V133H42ZM149 134V133H148ZM151 134H152V132H151ZM160 134V133H159ZM199 134V133H198ZM253 134V133H252ZM256 134V133H255ZM101 135V134H100ZM107 135V134H106ZM132 134H130V136H131ZM134 136H135V134H133ZM164 135V134H163ZM201 135V134H200ZM126 136H127V134H126ZM141 136V135H140ZM158 136V135H157ZM156 136V137H157ZM160 136V135H159ZM162 136V135H161ZM167 136V135H166ZM212 136V135H211ZM210 136V137H211ZM257 136H258V134H257ZM32 137V136H31ZM36 137V136H35ZM55 137V136H54ZM58 137V136H57ZM82 137V136H81ZM122 137V136H121ZM123 137H125V136H123ZM123 137H122V140H123ZM129 137V136H128ZM143 137V136H142ZM151 137V136H150ZM176 137V136H175ZM179 137V136H178ZM203 137V136H202ZM207 137V136H206ZM215 137H216V134H215ZM259 137V136H258ZM257 137V138H258ZM132 138V137H131ZM130 138V139H131ZM140 138V137H139ZM154 138H155V136H154ZM160 138V137H159ZM171 138V137H170ZM174 138V137H173ZM209 138V137H208ZM251 138V137H250ZM262 138V137H261ZM26 139H28V138H26ZM34 139V138H33ZM32 139V140H33ZM65 139V138H64ZM106 139H108V138H106ZM105 139V140H106ZM137 139V138H136ZM148 139V138H147ZM172 139V138H171ZM204 139V138H203ZM210 139V138H209ZM208 139V140H209ZM214 139V138H213ZM264 139V138H263ZM77 140V139H76ZM104 140V141H105ZM111 140V139H110ZM114 140V139H113ZM116 140H118V139H116ZM162 140V139H161ZM206 140V139H205ZM210 140H212V137H211V139ZM215 140V139H214ZM244 140V139H243ZM245 140H246V138H245ZM30 141V140H29ZM119 141H120V139H119ZM126 141V140H125ZM157 141V140H156ZM169 141V140H168ZM197 141V140H196ZM257 141V140H256ZM18 142V141H17ZM99 142H100V139H99ZM106 142V141H105ZM131 142V141H130ZM136 142H138V141H136ZM140 142V141H139ZM167 142V141H166ZM179 142V141H178ZM184 142V141H183ZM204 142V141H203ZM250 142V141H249ZM259 142V141H258ZM16 143V142H15ZM27 143H29V142H27ZM122 143V142H121ZM149 143V142H148ZM161 143V142H160ZM255 143V142H254ZM11 144H13V143H11ZM102 144V143H101ZM126 144V143H125ZM128 144V143H127ZM173 144H175V143H173ZM180 144V143H179ZM225 144V143H224ZM113 145V144H112ZM142 145H144V143L142 144ZM157 145V144H156ZM176 145V144H175ZM182 145V144H181ZM9 146V145H8ZM116 146V145H115ZM128 146H130V145H128ZM139 146V145H138ZM151 146V145H150ZM163 146V145H162ZM161 146V147H162ZM173 146V145H172ZM214 146H216V145H214ZM233 146V145H232ZM237 146V145H236ZM235 146V144H234V147H236ZM245 146H246V144H245ZM253 146V145H252ZM258 146H259V144H258ZM257 146V147H258ZM104 147V146H103ZM141 147H143V146H141ZM152 147V146H151ZM154 147H156V146H153V148ZM171 147V146H170ZM201 147V146H200ZM203 147H205V145L203 146ZM230 147V146H229ZM261 147L263 148V145L261 144ZM134 148V147H133ZM145 148V147H144ZM147 148V147H146ZM174 148H175V146H174ZM199 148V147H198ZM247 148V147H246ZM6 149V148H5ZM13 149V148H12ZM12 149H11V151H12ZM141 149V148H140ZM143 149V148H142ZM152 149V148H151ZM166 149V148H165ZM164 149V150H165ZM196 149V148H195ZM204 149V148H203ZM213 149V148H212ZM231 149V148H230ZM245 149V148H244ZM8 150V149H7ZM126 150V149H125ZM137 150V149H136ZM155 150H156V148H155ZM158 150V149H157ZM168 150V149H167ZM198 150V149H197ZM205 150V149H204ZM217 150V149H216ZM225 150V149H224ZM226 150H227V148H226ZM232 150H233V148H232ZM259 150V149H258ZM3 151V150H2ZM192 151V150H191ZM218 151V150H217ZM229 151V150H228ZM262 151V150H261ZM5 152V151H4ZM3 152V153H4ZM121 152H122V150H121ZM134 152V151H133ZM139 152V151H138ZM156 152V151H155ZM165 152V151H164ZM175 152V151H174ZM193 152V151H192ZM199 152H200V150H199ZM199 152H198V154H197V151H196V154H197V156L199 155ZM206 152H207V150H206ZM211 152V151H210ZM210 152H208V153H210ZM222 152H223V150H222ZM225 152V151H224ZM251 153H252V151H250ZM263 152V151H262ZM7 153V152H6ZM123 153V152H122ZM146 153H147V151H146ZM204 153V152H203ZM237 153V152H236ZM244 153V152H243ZM242 153V154H243ZM261 153V152H260ZM8 154V153H7ZM6 154V156H8ZM138 154V153H137ZM140 154V153H139ZM148 154V153H147ZM157 154V153H156ZM184 154V153H183ZM189 154V153H188ZM195 154V153H194ZM192 155V156H196V155ZM201 154V153H200ZM217 154V153H216ZM230 154V153H229ZM256 154V153H255ZM263 155H264V153H262ZM261 154V155H262ZM10 155V154H9ZM116 155V154H115ZM135 155V154H134ZM144 155V154H143ZM152 155V154H151ZM155 155V154H154ZM153 155V156H154ZM163 155V154H162ZM170 155V154H169ZM225 155V154H224ZM224 155H221V156H224ZM244 155V154H243ZM259 155V154H258ZM262 155V156H263ZM12 156V155H11ZM119 156V155H118ZM148 156V155H147ZM152 156V157H153ZM173 156V155H172ZM171 155L169 156V157H172ZM200 156V155H199ZM212 156V155H211ZM225 156H227V155H225ZM230 156V155H229ZM250 156V155H249ZM260 156V155H259ZM258 156V157H259ZM142 157V156H141ZM155 157V156H154ZM153 157V158H154ZM191 157V156H190ZM201 157V156H200ZM203 157V156H202ZM201 157V158H202ZM241 157H243V156H241ZM245 157H246V155H245ZM251 157V156H250ZM249 157V158H250ZM252 157H253V155H252ZM257 157V156H256ZM0 158H2L1 156H0ZM7 158V157H6ZM23 158V157H22ZM111 158V157H110ZM116 158H118V157H116ZM124 158V157H123ZM126 158V157H125ZM124 158V159H125ZM134 158V157H133ZM144 158V157H143ZM162 158V157H161ZM173 158V157H172ZM175 158V157H174ZM183 158V157H182ZM216 158H217V156H216ZM226 158V157H225ZM232 158V157H231ZM3 159H5L4 157H3ZM2 159V160H3ZM13 159V158H12ZM11 159V160H12ZM15 159V158H14ZM120 159V158H119ZM157 159V158H156ZM184 159V158H183ZM192 158H190V160H191ZM195 159H196V157H195ZM198 159V158H197ZM213 159H214V157H213ZM233 159V158H232ZM257 159V158H256ZM255 159V160H256ZM1 160V159H0ZM16 160V159H15ZM108 160V159H107ZM146 160V159H145ZM158 160V159H157ZM171 160V159H170ZM193 160V159H192ZM203 160V159H202ZM226 160V159H225ZM224 160V162H226ZM264 160V159H263ZM109 161V160H108ZM107 161V162H108ZM117 161H118V159H117ZM119 161H121V160H119ZM118 161V162H119ZM137 161V160H136ZM160 161H161V159H160ZM166 161H169V160H166ZM185 161V160H184ZM199 161V160H198ZM220 161V160H219ZM239 161V160H238ZM250 161V160H249ZM258 160H256V162H257ZM262 161V160H261ZM260 161V162H261ZM110 162V161H109ZM113 162V161H112ZM141 162V161H140ZM164 162V161H163ZM189 162V161H188ZM194 162V161H193ZM200 162V161H199ZM198 162V163H199ZM205 162V161H204ZM212 162V161H211ZM214 162V161H213ZM213 162H212V165H213ZM251 162V161H250ZM249 162V163H250ZM7 163V162H6ZM139 163V162H138ZM142 163V162H141ZM167 163V162H166ZM253 163V162H252ZM259 163V162H258ZM262 163V162H261ZM260 163V164H261ZM16 164V163H15ZM124 164V163H123ZM194 164V163H193ZM195 164H197V162L195 163ZM225 164V163H224ZM223 164V165H224ZM257 164V163H256ZM2 165V164H1ZM94 165V164H93ZM130 165V164H129ZM136 165V164H135ZM148 165H149V163H148ZM153 165V164H152ZM156 165H157V163H156ZM174 165V164H173ZM202 165V164H201ZM221 165V164H220ZM227 166H228V164H226ZM231 165V164H230ZM240 165V164H239ZM258 165V164H257ZM113 166V165H112ZM136 166H138V165H136ZM186 166H188L187 164H186ZM198 166V165H197ZM227 166H226V168H227ZM237 166V165H236ZM259 166V165H258ZM262 166V165H261ZM260 166V167H261ZM87 167V166H86ZM90 167H92V166H90ZM118 167V166H117ZM133 167H134V165H133ZM139 167H141V166H139ZM147 167V166H146ZM150 167V166H149ZM148 167V168H149ZM154 167V166H153ZM176 167V166H175ZM179 167V166H178ZM200 167V166H199ZM213 167V166H212ZM211 167V168H212ZM217 167V166H216ZM223 167V166H222ZM229 167V166H228ZM232 167H234V166H232ZM251 167V166H250ZM263 167V166H262ZM2 168V167H1ZM93 168V167H92ZM113 168H115V167H113ZM121 168V167H120ZM148 168H146V171L148 170ZM189 168V167H188ZM187 168V169H188ZM194 168V167H193ZM201 168V167H200ZM203 168V167H202ZM214 168V167H213ZM218 168V167H217ZM231 168V167H230ZM236 168V167H235ZM238 168V167H237ZM4 169V168H3ZM85 169V168H84ZM86 169H88V168H86ZM125 169H126V167H125ZM143 169V168H142ZM172 169V168H171ZM171 169H170V171H171ZM179 169V168H178ZM183 169V168H182ZM197 169H199V168H197ZM225 169V168H224ZM228 169V168H227ZM251 169H252V167H251ZM113 170V169H112ZM129 170V169H128ZM201 170V169H200ZM206 170V169H205ZM209 170V169H208ZM216 170V169H215ZM234 170V169H233ZM253 170H255V168L253 169ZM257 170V169H256ZM91 171V170H90ZM124 171V170H123ZM134 171V170H133ZM143 171V170H142ZM149 171H150V168H149ZM160 171V170H159ZM158 171V172H159ZM174 171V170H173ZM176 171H177V168H176ZM175 171V172H176ZM179 171V170H178ZM182 171H184V170H182ZM192 171V170H191ZM212 171V170H211ZM210 171V172H211ZM222 171V170H221ZM224 171V170H223ZM238 171V170H237ZM241 171V170H240ZM11 172V171H10ZM88 172V171H87ZM106 172V171H105ZM113 172V171H112ZM127 172V171H126ZM131 172V171H130ZM162 172V171H161ZM181 172V171H180ZM89 173V172H88ZM100 173V172H99ZM107 173V172H106ZM141 173V172H140ZM143 173H145V169H144V172ZM148 173V176H149V172H147ZM192 174H193V172H191ZM202 173H203V171H202ZM222 173V172H221ZM220 173V174H221ZM6 174V173H5ZM5 174L3 175V176H5ZM109 174V173H108ZM142 174V173H141ZM153 174V173H152ZM182 174H183V172H182ZM198 174V173H197ZM204 174V173H203ZM202 174V175H203ZM214 175L213 176H215V173H213ZM219 174V176H221ZM111 175V174H110ZM115 175V174H114ZM155 175V174H154ZM169 175H170V173H169ZM184 175V174H183ZM185 175H186V173H185ZM191 175V174H190ZM218 175V174H217ZM216 175V176H217ZM222 175H223V173H222ZM2 176V177H3ZM100 176H101V174H100ZM137 176V175H136ZM146 176V175H145ZM147 176V177H148ZM151 176V175H150ZM164 176V175H163ZM162 176V177H163ZM166 176V175H165ZM178 176V175H177ZM189 176V175H188ZM226 176V175H225ZM229 176V175H228ZM77 177V176H76ZM80 177H82V175L80 176ZM128 177V176H127ZM132 177V176H131ZM159 177H161V176H159ZM168 177V176H167ZM170 177V176H169ZM206 177V176H205ZM218 177V176H217ZM106 178V177H105ZM111 178H112V176H111ZM129 178V177H128ZM128 178H126L127 180H128ZM136 178V177H135ZM146 178V177H145ZM149 178L150 177H148V182H150L149 181ZM171 178V177H170ZM169 178V179H170ZM178 178V177H177ZM219 178V177H218ZM234 178V177H233ZM74 179V178H73ZM104 179V178H103ZM139 179L140 178H138L137 180L139 181ZM160 179V178H159ZM164 179V178H163ZM168 179V178H167ZM166 179V180H167ZM168 179V180H169ZM189 179V178H188ZM206 179V178H205ZM226 179V178H225ZM76 180H78V179H76ZM111 180V179H110ZM140 180H143V178L142 179H140ZM157 180V179H156ZM190 180V179H189ZM203 180V179H202ZM201 180V182H203ZM7 181V180H6ZM69 181V180H68ZM105 181H106V179H105ZM120 181V180H119ZM125 182H126V180H124ZM153 181V180H152ZM162 179H161V183H162ZM214 181V180H213ZM109 182V181H108ZM145 182V181H144ZM154 182V181H153ZM191 182L193 183V181L191 180ZM84 183H86V182H84ZM95 183V182H94ZM98 183V182H97ZM105 183V182H104ZM112 183V182H111ZM120 183V182H119ZM174 183H176V182H174ZM174 183H172L173 184V186L175 187V185H174ZM191 183V184H192ZM198 183H200V181L198 182ZM208 183V182H207ZM130 184V183H129ZM133 184V183H132ZM149 184H151V183H149ZM153 184V183H152ZM151 184V185H152ZM177 184H178V182H177ZM205 184V183H204ZM209 184V183H208ZM213 183H211V185H212ZM214 184H215V189H213V191L211 192L212 194L211 195H209L210 197H209V199L206 201V203L204 204V205H202V206H200V205H195V204H193V205H195L196 207H194L193 205H191V203H189L188 202V196H189V193H190V195H191V193L192 192H194L195 191V189L194 188H191L192 190H188L187 192H185V193H181L180 191H179V189H176V191H174L173 193H174V198L173 199H171V200H166L167 201V203H166V207H165V210H164V212L161 214V215H163L162 216V218L160 219H157L156 221H155V223H154V229L156 228L157 229V231L153 234V236H150V237H148V239H149V241L147 240V247L146 248H144L143 247V244H144V239L146 238V234H144V235H142L141 237V239L139 238L137 241L136 240H132L131 242H132V244H133V246H134V248L132 249V251H131V261L129 260V262H130V264H264V168H263V170L262 171H255L254 173H252V174H250V175H248V176H243V177H241V178H239L237 181H236V185H235V187H234V189L232 190V189H230V184H231V182L230 181H227V180H216V178H215V181H214ZM109 185V184H108ZM113 185V184H112ZM115 185V184H114ZM114 185L112 186V187H114ZM201 185H203L202 183L201 184H199V186L201 187ZM85 186V185H84ZM127 186V185H126ZM143 186V185H142ZM153 186V185H152ZM155 186V185H154ZM160 186H161V184H160ZM171 186V185H170ZM193 186H194V183H193ZM206 186H207V184H206ZM107 187H109V186H107ZM125 187V186H124ZM144 187H145V183H144ZM146 187H148V186H146ZM156 187V186H155ZM154 187V188H155ZM165 187V186H164ZM169 187V186H168ZM97 188V187H96ZM102 188V187H101ZM123 188V187H122ZM127 188V187H126ZM150 188H152V187H150ZM153 188V189H154ZM157 188V187H156ZM176 188V187H175ZM186 188V187H185ZM196 188V187H195ZM199 188V187H198ZM202 188V187H201ZM201 188H199L200 190H202ZM106 189V188H105ZM119 189V188H118ZM118 189H116V190H118ZM127 189H129V187L127 188ZM132 189V188H131ZM130 189V191H132ZM134 189V188H133ZM140 189H141V187H140ZM158 189V188H157ZM160 189V188H159ZM174 190V188H171V190ZM198 189V190H199ZM208 189V188H207ZM206 189V190H207ZM71 190V189H70ZM81 190V189H80ZM83 190H84V187H83V189L81 190V192H83ZM155 190V189H154ZM164 190H165V188H164ZM168 190H170V188L168 189ZM167 190V191H168ZM205 190V189H204ZM205 190V191H206ZM210 190V189H209ZM209 190H208V192H209ZM76 191V190H75ZM78 191V190H77ZM105 191V190H104ZM128 191V190H127ZM139 191V190H138ZM143 191V190H142ZM145 191V190H144ZM151 191L153 192V194H155L154 193V191L151 189ZM81 192H79V193H81ZM116 192V191H115ZM133 192V191H132ZM149 191H147V193H148ZM164 192V191H163ZM169 192V191H168ZM167 192V193H168ZM199 192H202V191H199ZM84 193V192H83ZM127 193V192H126ZM137 193V192H136ZM151 193V192H150ZM158 193H159V191H158ZM157 192H156V194H158ZM165 193V192H164ZM104 194H106V193H104ZM122 194V193H121ZM133 194V193H132ZM135 194V193H134ZM203 194V193H202ZM88 195V194H87ZM90 195V194H89ZM107 195V194H106ZM116 195V194H115ZM118 195V194H117ZM123 195V194H122ZM128 196H129V194H127ZM144 195V194H143ZM196 195H197V192H196ZM195 195V196H196ZM198 195H200V196H202L201 195V193L200 194H198ZM198 195H197V197H198ZM85 196V195H84ZM127 196V197H128ZM156 196V195H155ZM154 196V197H155ZM158 196V195H157ZM170 196H171V194H170ZM199 196V199L201 198ZM78 196L76 195V197L75 198H77ZM80 197H81V195H80ZM94 197V196H93ZM104 197V196H103ZM103 197H102V199H103ZM107 197V196H106ZM110 197V196H109ZM147 197H148V194H147ZM196 197V198H197ZM68 198V197H67ZM70 198V197H69ZM105 198V197H104ZM136 198V197H135ZM149 198V197H148ZM72 199H73V197H72ZM72 199L70 200V201H72ZM84 199H86V198H84ZM100 199V198H99ZM125 199H128V198H126L125 197ZM151 199V198H150ZM167 199V198H166ZM80 200H81V198H80ZM107 200V199H106ZM134 200V199H133ZM191 200H192V197H191ZM60 201V200H59ZM76 201V200H75ZM151 201V200H150ZM196 202H197V200H195ZM125 202H126V200H125ZM129 202V201H128ZM133 202H137V201H133ZM73 203V202H72ZM80 203V202H79ZM82 203V202H81ZM58 204V203H57ZM64 204V203H63ZM116 204V203H115ZM146 204V203H145ZM148 204V203H147ZM151 204V203H150ZM152 204H153V202H152ZM35 205V204H34ZM113 204H111V207H113L112 206ZM117 205V204H116ZM128 205V204H127ZM154 205V204H153ZM163 205V204H162ZM38 205H36V207L35 208H38L37 207ZM65 206V205H64ZM126 206V205H125ZM132 206V208H133V205H131ZM164 206V205H163ZM75 207V206H74ZM79 207V206H78ZM123 207V206H122ZM135 207V206H134ZM145 207V206H144ZM147 207H149V206H147ZM35 208H34V210H35ZM54 208V207H53ZM69 208V207H68ZM68 208H66V209H68ZM96 208H97V206H96ZM124 208V207H123ZM156 208V207H155ZM159 208V207H158ZM51 209V208H50ZM60 209V208H59ZM65 209V210H66ZM129 209V208H128ZM37 210V209H36ZM70 210V209H69ZM102 210V209H101ZM117 210V209H116ZM115 210V211H116ZM154 210V209H153ZM160 210V209H159ZM38 211V210H37ZM94 211V210H93ZM96 211V210H95ZM103 211H104V209H103ZM114 211V212H115ZM123 211V210H122ZM138 211V210H137ZM155 211H156V209H155ZM33 212H35V211H33L32 210V213ZM105 212V211H104ZM113 212V213H114ZM118 212V211H117ZM126 212V211H125ZM143 212V211H142ZM87 214H88V212H86ZM103 213V212H102ZM135 213V212H134ZM133 213V214H134ZM34 214V213H33ZM92 214V213H91ZM107 214V213H106ZM115 214V213H114ZM148 214V213H147ZM34 215H36V212H35V214ZM48 215H50V214H48ZM85 215V214H84ZM97 215L98 216H100V212H97L95 215H93L94 217H96L97 218ZM120 215V214H119ZM123 215V214H122ZM146 214H144L143 216H145ZM46 216V215H45ZM62 217V214L58 211V212H54L53 214H52V217ZM71 216V215H70ZM73 216V215H72ZM93 216L92 215H89V220L87 221V226H86V232H85V237H84V239H85V242L84 243H80V244H85V249H84V251H83V253L80 255H73V258H74V260L76 261V262H80L81 264H127L126 262H125V260L123 259V257L122 256H119L117 259H115V260H113L110 256L108 257L105 253H104V244H105V242L107 241V237H109V236H111L110 235V233L108 234V231H106L105 233H102L101 235H102V238H103V240L101 239V237H97L96 235H97V228H98V226H97V228H96V223H95V219H93ZM116 216V215H115ZM142 216V215H141ZM148 215H146L145 217H147ZM31 217V216H30ZM35 217V216H34ZM36 217H38L37 215H36ZM35 217V218H36ZM77 217H78V215H77ZM107 217V216H106ZM113 217V216H112ZM121 217H123V216H121ZM121 217H120V219H121ZM144 217V218H145ZM34 218V219H35ZM73 218V217H72ZM79 218V217H78ZM127 218V217H126ZM140 218H142V217H140ZM37 219V218H36ZM101 219V218H100ZM116 219V218H115ZM113 220V223H115V222H117L118 220ZM149 220L151 219V217H149L148 218ZM154 219V218H153ZM29 220V219H28ZM33 220V219H32ZM139 219H137V223L139 222L138 221ZM145 220H147V218L145 219ZM74 221V220H73ZM86 221V220H85ZM100 221V220H99ZM133 221V220H132ZM50 222V221H49ZM65 223L67 222V221H64ZM83 222V221H82ZM128 222V221H127ZM149 222V221H148ZM68 223V222H67ZM74 223H76V222H74ZM73 223V224H74ZM141 224H143V222H140ZM46 224V223H45ZM55 224V223H54ZM105 224V223H104ZM103 224V225H104ZM48 225V224H47ZM56 225H58V224H56ZM56 225H54V226H56ZM76 225V224H75ZM78 225V224H77ZM123 225V224H122ZM121 225V226H122ZM139 225V224H138ZM145 225V224H144ZM144 225H142V226H144ZM82 226V225H81ZM113 226H114V224H113ZM130 226H132V224L130 225ZM133 226H134V224H133ZM140 226V225H139ZM43 227V226H42ZM70 227V226H69ZM78 227H80V226H78ZM101 227V226H100ZM104 227V226H103ZM106 227V226H105ZM109 227V226H108ZM135 227V226H134ZM136 227H138V226H136ZM20 228H21V226H20ZM38 228V227H37ZM44 228H46V227H44ZM71 228V227H70ZM75 228V227H74ZM83 228V227H82ZM152 228V229H153ZM60 229V228H59ZM59 229H57L58 231H59ZM85 229V228H84ZM140 230H141V228H139ZM212 230L213 231V234L212 235H210L209 234V232L211 233V231H209V230ZM20 230V229H19ZM40 230H41V228H40ZM39 230V231H40ZM55 230V229H54ZM57 230H56V232H57ZM82 230V229H81ZM109 230V229H108ZM118 230V229H117ZM146 230V229H145ZM62 231V230H61ZM61 231H59V232H61ZM112 231V230H111ZM115 231V230H114ZM151 230H149V231H147V232H150ZM19 232V231H18ZM41 232H43V231H40V233ZM49 232V231H48ZM53 232V231H52ZM55 232V233H56ZM59 232H57V233H59ZM67 232V231H66ZM75 232V231H74ZM101 232V231H100ZM137 232V231H136ZM62 233V232H61ZM116 233V232H115ZM127 233V232H126ZM125 233V234H126ZM138 233V232H137ZM39 234V233H38ZM54 234V233H53ZM68 234V233H67ZM70 234V233H69ZM71 234H72V232H71ZM84 234V233H83ZM18 235H19V233H18ZM66 235V234H65ZM78 235H80V234H78ZM98 235H99V232H98ZM132 235V234H131ZM134 235V234H133ZM136 235V234H135ZM40 236H41V234H40ZM56 236V235H55ZM58 236H60V235H58ZM57 236V237H58ZM61 236H64V235H62L61 234ZM67 236V235H66ZM77 236V235H76ZM126 236H127V234H126ZM43 237V236H42ZM145 237V238H144ZM28 238V237H27ZM26 238V239H27ZM63 238V237H62ZM67 238V237H66ZM73 238V237H72ZM20 239V238H19ZM18 239V240H19ZM25 239V240H26ZM40 239H42V238H40ZM39 239V240H40ZM70 239V238H69ZM76 239V238H75ZM114 239H116V243H115V245H113L112 247H113V249L115 248V247H117V248H122V244H120L121 243V240L122 239H124L123 238V234H119V233H116L115 235H114ZM126 239V238H125ZM135 239V238H134ZM14 240H15V238H14ZM17 240V241H18ZM34 241L33 242H31L30 244H27V246H26V248H23L24 247V245H23V247H18V245L17 244H15L14 246H13V248H12V253L13 254H15L16 255V258H15V261H17V264L19 263V264H35L33 261H31V260H29V259H27L26 257V255H25V252H24V249H26L27 251H29V249L32 247V245H35L36 244V239H33ZM37 240H38V238H37ZM53 240H54V237H53ZM65 240V239H64ZM71 240V239H70ZM73 240H74V238H73ZM112 240H113V238H112ZM111 240V241H112ZM16 241V240H15ZM21 241V240H20ZM109 241V240H108ZM26 241H24V243H25ZM30 242V241H29ZM56 242V241H55ZM16 243V242H15ZM37 243H38V241H37ZM61 243V242H60ZM78 243V242H77ZM26 244V243H25ZM79 244V245H80ZM20 245V244H19ZM22 245V244H21ZM66 245V244H65ZM79 245H77V246H79ZM130 245V242H128V246ZM35 246H39V245H35ZM59 246V245H58ZM64 246V245H63ZM62 246V247H63ZM76 246V245H75ZM74 246V247H75ZM40 247V246H39ZM60 247V246H59ZM73 247V248H74ZM81 247H82V245H81ZM107 247V246H106ZM111 247V246H110ZM123 247H124V245H123ZM37 248V247H36ZM43 248V247H42ZM61 248V247H60ZM59 248V249H60ZM125 248H127V247H125ZM34 249V248H33ZM41 249V248H40ZM69 249V248H68ZM124 249V248H123ZM25 250V251H26ZM49 250V249H48ZM76 250V249H75ZM75 250H74V252H75ZM116 250V249H115ZM120 250V249H119ZM127 250V249H126ZM129 248H128V252H129ZM32 251V250H31ZM34 251V253H35V250H33ZM32 251V252H33ZM37 251V250H36ZM30 252V251H29ZM28 252V253H29ZM39 252V251H38ZM47 252V251H46ZM56 252H57V250H56ZM113 252V250L111 251V253ZM121 252V251H120ZM123 252H125L124 250H123ZM127 252V251H126ZM27 253V252H26ZM45 253V252H44ZM76 253V252H75ZM117 252H115V257L116 256H118L117 254H116ZM33 254V253H32ZM52 254V253H51ZM55 254V253H54ZM53 254V255H54ZM57 254V253H56ZM110 254V253H109ZM119 254V253H118ZM125 254V253H124ZM130 254V253H129ZM28 255V254H27ZM43 255V254H42ZM66 255H68V254H66ZM111 255V254H110ZM29 256V255H28ZM47 256H48V254H47ZM64 256V255H63ZM69 256V255H68ZM124 257H126L125 255H124ZM34 258V257H33ZM66 258V257H65ZM113 260H111V259ZM12 259V258H11ZM13 259H14V257H13ZM44 259V258H43ZM42 259V260H43ZM8 260V259H7ZM42 260H41V262H42ZM67 260V259H66ZM65 260V261H66ZM112 262H111V261ZM13 261V260H12ZM11 261V262H12ZM38 261V260H37ZM60 261V260H59ZM61 261H62V256H61ZM61 261H60V263L59 264H61ZM64 261V260H63ZM63 261H62V263H63ZM68 261V260H67ZM67 261H66V263H67ZM14 262V261H13ZM46 262V261H45ZM44 262V263H45ZM8 263H10V262H8ZM38 263V262H37ZM43 263V264H44ZM52 263V262H51ZM50 263V264H51ZM56 263V262H55ZM39 264V263H38ZM77 264V263H76ZM129 264V263H128Z\"/></svg>","mask_w":264,"mask_h":264}]
</instances>
